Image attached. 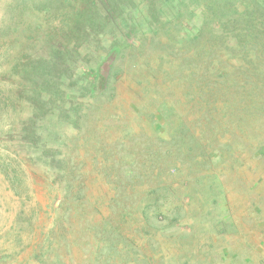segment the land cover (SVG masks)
<instances>
[{
  "label": "rangeland",
  "instance_id": "rangeland-1",
  "mask_svg": "<svg viewBox=\"0 0 264 264\" xmlns=\"http://www.w3.org/2000/svg\"><path fill=\"white\" fill-rule=\"evenodd\" d=\"M86 1L68 0V7L55 4L42 14L29 10L23 31L32 33L42 21L40 38L53 37L67 13L83 47L79 56L96 67L111 33L98 43L79 38L78 24L95 13L83 8ZM261 20L259 13L251 18L259 47L240 40L245 47L237 45L235 55L230 45L217 47L219 23L209 18L212 48L205 32L182 54L155 46L158 37L139 48L129 40L120 54L99 62L102 79L89 69L84 74L97 77L96 97L112 91L95 99L92 119L78 128L64 120L25 127L29 113H21L26 103L18 96L27 90L0 80L15 93L16 109L0 110V264H264ZM48 52L37 35L26 39L20 31L9 48L0 46V79L10 64L22 73L38 58L49 59ZM83 70L55 66L50 81L70 76L73 83Z\"/></svg>",
  "mask_w": 264,
  "mask_h": 264
},
{
  "label": "trees",
  "instance_id": "trees-1",
  "mask_svg": "<svg viewBox=\"0 0 264 264\" xmlns=\"http://www.w3.org/2000/svg\"><path fill=\"white\" fill-rule=\"evenodd\" d=\"M55 4H58V8L69 6L68 0H54L49 3L41 0H6L2 5L0 46L9 48L14 35L21 31L22 36L24 35L26 39H31L33 35H37L40 41L45 42L49 51V59L38 58L30 70L27 66H24L23 69L25 71L22 73H15V69L10 64L9 69L2 74L0 79L7 86H11L16 82L17 84L19 83L16 87L27 90L26 93L20 92V97L18 96L19 99H23L26 105L29 104L27 110L25 108L26 105H23V109H21V113H25V115L29 113L26 115L27 119L21 118L25 127H31L35 124H39L42 127L46 121H53L58 124L66 121L73 127L78 128L82 123L90 121L92 119V109L95 106V99H99V96L102 97L106 92L112 91V88L108 87V85L107 91L103 92L102 90L101 95L96 97L95 94L98 90L95 87V79L97 77L89 80L84 78V74L89 69L90 71H96L101 78L98 70L95 69L99 62L104 60L111 52L114 55L116 53L117 55L120 54L123 51L122 48L129 43V40L135 41L139 48L147 39L152 42L158 37L157 43L153 42L155 46L160 49L167 48L169 53L182 54L186 53L188 49L190 51L195 49L197 44L194 42L201 40L205 32L207 34L205 38L208 39L206 43L212 48L214 46L212 44L213 40L209 37L205 26L206 19L209 18L210 21L219 23L215 27L217 34L214 40L217 47L222 48L223 46L225 48L230 45L231 47L228 48L233 47V49H229L230 54L235 55L232 51L240 40H242L241 44L248 43L247 45H250L252 43V47L258 46L256 41L253 43L255 36L252 35V32L255 33L256 27L251 24L254 23L251 22V18L257 16V13L264 15V0H87L83 8L87 10L90 8L95 13L91 15L90 20L78 24L82 28L76 30L79 38H81L82 34L84 39L94 38L92 42L98 43L99 39L106 38L104 35L107 32L106 30L111 33V41L109 48L106 50V55L97 57L94 65L96 67H90L79 56L83 47L80 46V43L76 45L78 43L77 39L72 36L74 35L73 27L75 25L72 24V19L67 13L60 18L62 27L58 28L57 33H54L53 37L44 34V39L40 38L38 31L43 24L42 21L35 23L36 27L32 33L23 31V28L27 26V23L23 20L25 13H29L28 11L32 10L42 14L44 11L53 10ZM217 10L221 13L222 19L219 18ZM135 13L138 14L136 18H134ZM121 15H123V18L118 22L117 18ZM83 16V12L79 14L81 20ZM18 18L20 19L18 20ZM197 20L199 25H195ZM105 24L110 27L105 29ZM257 24L264 27L262 20L260 24L257 21ZM236 25H244L245 27L237 29L238 26ZM190 27H196L193 36H191L193 29ZM235 31H243L246 35H241V37L238 33L233 34ZM114 32L117 35H114ZM26 34L31 35L28 36ZM260 36L258 35V37ZM55 39L59 41L53 42ZM115 40H121L123 43H116ZM129 45L136 47L132 43ZM238 46L240 48L245 47L244 45ZM89 49L87 48V53L90 55L91 51ZM72 55L77 58L71 60ZM55 66H60L67 70L71 68L85 70H83L82 74L73 78V83L68 82L71 79L70 76L62 77L63 79H60L58 83L55 81L52 83L49 75H51V70L53 71ZM41 71L43 72L40 74L39 72ZM18 74H20L19 77L16 76ZM44 75L46 76L44 77ZM217 75L223 76L221 71ZM101 86L102 89L106 88V86ZM14 96L15 93L11 89L5 90L0 87V110H7L5 107H8L11 108L8 113L12 110L16 112L13 107ZM71 96L80 98L83 102L79 103V100L74 102ZM21 119L18 120L20 124ZM67 160L63 159V161ZM66 195L69 197L68 189Z\"/></svg>",
  "mask_w": 264,
  "mask_h": 264
}]
</instances>
